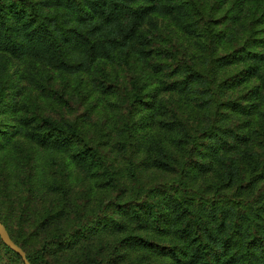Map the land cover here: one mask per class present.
I'll list each match as a JSON object with an SVG mask.
<instances>
[{
    "label": "trees",
    "instance_id": "16d2710c",
    "mask_svg": "<svg viewBox=\"0 0 264 264\" xmlns=\"http://www.w3.org/2000/svg\"><path fill=\"white\" fill-rule=\"evenodd\" d=\"M0 222L30 264H264V0H0Z\"/></svg>",
    "mask_w": 264,
    "mask_h": 264
},
{
    "label": "water",
    "instance_id": "95a60500",
    "mask_svg": "<svg viewBox=\"0 0 264 264\" xmlns=\"http://www.w3.org/2000/svg\"><path fill=\"white\" fill-rule=\"evenodd\" d=\"M0 240L1 242L8 247L10 250H12L14 253H16L21 259L24 264H30L27 259L26 255L23 252V250L18 247L10 238L9 234L7 233L5 227L0 222Z\"/></svg>",
    "mask_w": 264,
    "mask_h": 264
}]
</instances>
